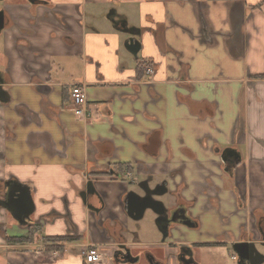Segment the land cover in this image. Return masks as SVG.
I'll use <instances>...</instances> for the list:
<instances>
[{
    "label": "crops",
    "instance_id": "1",
    "mask_svg": "<svg viewBox=\"0 0 264 264\" xmlns=\"http://www.w3.org/2000/svg\"><path fill=\"white\" fill-rule=\"evenodd\" d=\"M0 13V180L27 185L34 207L23 222L0 208V264H85V244L115 264L123 238L121 264H235V241L264 243V0H0ZM142 182L196 226L164 236L153 211L131 219ZM32 226V243L5 242Z\"/></svg>",
    "mask_w": 264,
    "mask_h": 264
},
{
    "label": "water",
    "instance_id": "2",
    "mask_svg": "<svg viewBox=\"0 0 264 264\" xmlns=\"http://www.w3.org/2000/svg\"><path fill=\"white\" fill-rule=\"evenodd\" d=\"M4 26L3 24V14L0 13V29ZM124 32L131 35L125 43L126 47L133 46L136 41L132 36L138 33L136 29L125 28L124 24H121ZM9 100V95L3 88L0 82V102L5 103ZM229 153H234V151H227ZM10 181H6L9 183ZM15 183V182H14ZM19 186L17 190H11L8 193V197L5 199H0V208L7 210L11 215L20 222H23L25 218L33 212V202L30 194L29 187L25 184L18 183ZM142 194H138L134 191H129L126 194L125 202L128 216L137 221L140 220L145 212L149 209L153 211L156 215V225L162 231L163 235H167L169 231V210L165 204L156 199L155 197L159 195L160 188L162 185H155L150 187L147 182H142L138 184ZM85 194L93 195V182L89 179L86 182ZM86 196V195H85ZM84 196V198H85ZM186 226H193L191 221L187 219L182 221ZM126 238H123L122 243L118 245L117 251H115V264H121L131 261L130 249L126 245ZM232 250L237 257V262L245 263L249 261L250 264H259L261 262V255L257 252L254 244L250 241L235 242L232 245Z\"/></svg>",
    "mask_w": 264,
    "mask_h": 264
},
{
    "label": "trees",
    "instance_id": "3",
    "mask_svg": "<svg viewBox=\"0 0 264 264\" xmlns=\"http://www.w3.org/2000/svg\"><path fill=\"white\" fill-rule=\"evenodd\" d=\"M141 71V69H139ZM254 78H258V79H264V75L261 76H255ZM156 133H158V131H155L153 134H151L150 137H154L156 136ZM113 169H115V171L119 172L120 174H127V173H132L133 172V165L130 163H116L112 165ZM105 174V173H103ZM253 214L256 217V224L258 229L260 230L263 239H264V214L261 213L259 210H256L253 212ZM38 231V229L36 227H30L29 228V232L27 237H8L5 236V242L8 244H24V243H32L33 241V236L34 234ZM72 240V238L70 237H65V236H55V237H45L44 241L46 243H52V244H56V243H65ZM211 245V244H210Z\"/></svg>",
    "mask_w": 264,
    "mask_h": 264
},
{
    "label": "built area",
    "instance_id": "4",
    "mask_svg": "<svg viewBox=\"0 0 264 264\" xmlns=\"http://www.w3.org/2000/svg\"><path fill=\"white\" fill-rule=\"evenodd\" d=\"M144 73L147 76H151L153 71L148 66H142ZM70 97L73 105L76 107V114L78 117H85L87 114L85 112V94L82 85H73L70 91ZM40 241L41 239L38 238ZM82 254L84 256L85 264H103L101 261V254L98 248L85 244L82 249Z\"/></svg>",
    "mask_w": 264,
    "mask_h": 264
},
{
    "label": "flooded vegetation",
    "instance_id": "5",
    "mask_svg": "<svg viewBox=\"0 0 264 264\" xmlns=\"http://www.w3.org/2000/svg\"><path fill=\"white\" fill-rule=\"evenodd\" d=\"M3 19H4V16H3ZM4 81H5V77L0 76V82L2 83V85H3ZM0 104H5V103H1L0 102ZM18 188H19V186L16 183H14V182L6 183V181L0 180V199L7 198L9 191H11L13 189L17 190ZM82 194L86 195V196H91L89 194H85V189H84ZM125 198H126V196H125ZM186 207H187V205L180 204L176 208L169 209V220H170L169 226H171L172 222H174V221L182 222V221H186L187 219H189L191 221V223L194 226H196V221H193V219L189 216V214H188V212L186 210ZM257 229H258V227H257ZM258 231H260V230L258 229ZM260 237L263 238L261 232H260ZM243 241H250V242L255 244V242L253 241L252 237L249 234L248 235L246 234V235L242 236V238H240L239 241H235V242H243ZM231 249H232V247H231ZM231 258L233 260H235L234 261L235 264H250L249 261H246L245 263L237 262V257L235 255V253L231 256ZM189 264H192V263H189Z\"/></svg>",
    "mask_w": 264,
    "mask_h": 264
},
{
    "label": "rangeland",
    "instance_id": "6",
    "mask_svg": "<svg viewBox=\"0 0 264 264\" xmlns=\"http://www.w3.org/2000/svg\"><path fill=\"white\" fill-rule=\"evenodd\" d=\"M147 215L143 216V218L140 220L139 223H143L145 222V220L147 219ZM255 249L257 250V252L261 255V262L260 264H264V243H258L256 245H254Z\"/></svg>",
    "mask_w": 264,
    "mask_h": 264
}]
</instances>
